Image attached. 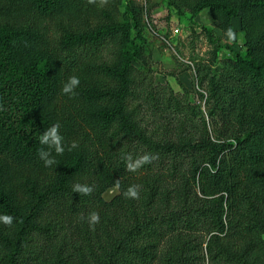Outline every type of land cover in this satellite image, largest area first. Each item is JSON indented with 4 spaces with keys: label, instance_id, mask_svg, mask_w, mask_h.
Returning a JSON list of instances; mask_svg holds the SVG:
<instances>
[{
    "label": "trees",
    "instance_id": "1",
    "mask_svg": "<svg viewBox=\"0 0 264 264\" xmlns=\"http://www.w3.org/2000/svg\"><path fill=\"white\" fill-rule=\"evenodd\" d=\"M162 4L189 25L207 10L222 33L240 21L238 46L193 25L212 48L193 91L155 83L130 0H0V264H260L264 0ZM54 125L62 154L39 142Z\"/></svg>",
    "mask_w": 264,
    "mask_h": 264
},
{
    "label": "rangeland",
    "instance_id": "2",
    "mask_svg": "<svg viewBox=\"0 0 264 264\" xmlns=\"http://www.w3.org/2000/svg\"><path fill=\"white\" fill-rule=\"evenodd\" d=\"M130 9L141 16L144 22L149 23L146 30V38L152 49V70L154 81L159 85L168 84L175 93H181L182 88L190 91L195 89V67L206 64L211 59V46L201 35L198 27L212 28L222 40L228 44L242 45L243 36L240 21L234 19L232 28L238 36V41L228 42L225 33L218 29V24L213 20L209 11L204 10L198 14L192 25L186 21L178 20L165 10L162 0H130ZM108 10L118 18L126 7V2L112 1L108 4ZM149 12V13H148ZM188 16V14H186ZM192 29L194 32H192ZM49 40L55 39L53 30L48 33ZM220 59L225 55L219 54ZM216 72L220 67L214 68ZM114 193H108L109 198ZM263 239V240H262ZM261 240L264 242V237ZM253 257L258 263L264 264V250H255Z\"/></svg>",
    "mask_w": 264,
    "mask_h": 264
},
{
    "label": "clouds",
    "instance_id": "3",
    "mask_svg": "<svg viewBox=\"0 0 264 264\" xmlns=\"http://www.w3.org/2000/svg\"><path fill=\"white\" fill-rule=\"evenodd\" d=\"M228 42L238 41L237 34L232 31L231 29L227 30L225 33ZM80 84V79L77 76H72L68 79V81L64 84L62 88V92L65 94H71L73 93L74 89H76ZM59 131V125H54L51 128H49L47 131H45L44 135L39 137L40 144H47L51 142L52 145H55V152L57 154H62L64 152V147L62 146L63 137L58 136L57 132ZM72 148H75L76 145L72 144ZM131 158H129L130 160ZM149 156L145 155L140 160H137L135 163H129L128 164V170L129 171H135L141 164L146 163L149 161ZM53 163V161H47L46 164ZM73 191L76 193L81 194H89L91 193L92 189L86 185L76 184L73 187ZM125 195L129 198H137L138 193L136 190V186L129 187ZM13 222V217L10 215H3L0 216V223H3L5 225H11ZM99 222V216L96 213H92L89 217V224L95 225Z\"/></svg>",
    "mask_w": 264,
    "mask_h": 264
}]
</instances>
